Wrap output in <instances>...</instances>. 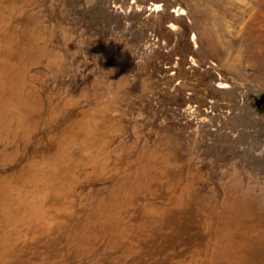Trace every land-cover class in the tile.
I'll return each instance as SVG.
<instances>
[{"label": "rangeland", "instance_id": "1", "mask_svg": "<svg viewBox=\"0 0 264 264\" xmlns=\"http://www.w3.org/2000/svg\"><path fill=\"white\" fill-rule=\"evenodd\" d=\"M0 264H264V0H0Z\"/></svg>", "mask_w": 264, "mask_h": 264}]
</instances>
